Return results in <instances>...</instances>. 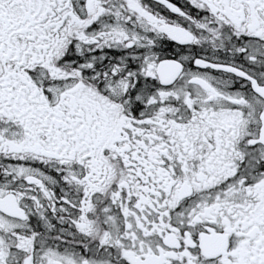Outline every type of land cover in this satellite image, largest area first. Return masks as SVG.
Returning a JSON list of instances; mask_svg holds the SVG:
<instances>
[{
  "label": "snow or ice",
  "instance_id": "6c2138e0",
  "mask_svg": "<svg viewBox=\"0 0 264 264\" xmlns=\"http://www.w3.org/2000/svg\"><path fill=\"white\" fill-rule=\"evenodd\" d=\"M0 264H264V0H0Z\"/></svg>",
  "mask_w": 264,
  "mask_h": 264
}]
</instances>
